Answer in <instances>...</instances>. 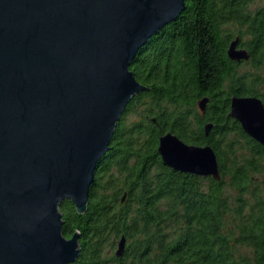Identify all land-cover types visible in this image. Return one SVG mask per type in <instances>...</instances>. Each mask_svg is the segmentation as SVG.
Here are the masks:
<instances>
[{"label": "trees", "instance_id": "trees-1", "mask_svg": "<svg viewBox=\"0 0 264 264\" xmlns=\"http://www.w3.org/2000/svg\"><path fill=\"white\" fill-rule=\"evenodd\" d=\"M236 38L248 60L228 58ZM130 70L147 90L121 115L86 211L59 205L63 236L79 234L72 264H264V148L229 116L233 96L264 104V0H185ZM167 132L209 145L220 180L165 165L158 142Z\"/></svg>", "mask_w": 264, "mask_h": 264}, {"label": "water", "instance_id": "water-1", "mask_svg": "<svg viewBox=\"0 0 264 264\" xmlns=\"http://www.w3.org/2000/svg\"><path fill=\"white\" fill-rule=\"evenodd\" d=\"M184 9L185 0H0V264L75 262L79 234L63 236L59 205L86 211L121 115L147 90L132 60ZM238 45L229 44L228 58L248 60ZM208 101L197 102L201 114ZM229 116L264 148L258 97H231ZM158 143L165 165L220 180L209 145L171 132Z\"/></svg>", "mask_w": 264, "mask_h": 264}, {"label": "rangeland", "instance_id": "rangeland-1", "mask_svg": "<svg viewBox=\"0 0 264 264\" xmlns=\"http://www.w3.org/2000/svg\"><path fill=\"white\" fill-rule=\"evenodd\" d=\"M126 119H127V122L135 120V118L132 115L128 116ZM240 252L242 254H249V252H248V250L246 248H241Z\"/></svg>", "mask_w": 264, "mask_h": 264}, {"label": "flooded vegetation", "instance_id": "flooded-vegetation-1", "mask_svg": "<svg viewBox=\"0 0 264 264\" xmlns=\"http://www.w3.org/2000/svg\"><path fill=\"white\" fill-rule=\"evenodd\" d=\"M239 48V47H238Z\"/></svg>", "mask_w": 264, "mask_h": 264}]
</instances>
